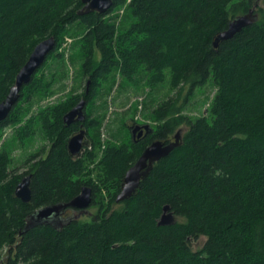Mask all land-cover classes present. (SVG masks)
<instances>
[{
  "label": "trees",
  "instance_id": "trees-1",
  "mask_svg": "<svg viewBox=\"0 0 264 264\" xmlns=\"http://www.w3.org/2000/svg\"><path fill=\"white\" fill-rule=\"evenodd\" d=\"M256 1L112 0L105 14L79 15L80 0H0V103L34 47L55 42L0 123V264H264V0ZM252 8L256 21L214 48ZM206 87L204 113L187 115ZM129 90L144 94L150 133L132 138L122 121L102 139L113 93ZM81 100L85 121L65 125ZM81 127L87 140L71 157L67 143ZM176 134L179 146L116 203L142 152ZM35 140L48 147L26 155L19 173L13 153ZM29 175L22 203L15 188ZM84 187L86 212L67 209L61 227L24 231L37 210ZM165 206L173 226L158 225Z\"/></svg>",
  "mask_w": 264,
  "mask_h": 264
},
{
  "label": "water",
  "instance_id": "water-1",
  "mask_svg": "<svg viewBox=\"0 0 264 264\" xmlns=\"http://www.w3.org/2000/svg\"><path fill=\"white\" fill-rule=\"evenodd\" d=\"M83 8L79 11V15L98 13L105 14L112 7V0H80ZM255 9L249 10L245 15L237 16L231 20L223 32L214 40L213 46L217 47L218 43L228 41L239 33L243 28L251 25L256 21L257 16L254 14ZM55 42L53 38L45 39L37 44L31 52L26 63L22 66L15 77L13 86L10 88L5 100L0 103V123L4 121L14 105L19 99V93L22 87L28 84L31 77L45 62L47 56L54 50ZM85 102L81 100L73 109L63 116V123L70 125L72 123H83L85 121L84 115ZM131 132L136 133L142 131L146 134L150 133L149 126H135L131 128ZM85 131L80 128L79 132L69 139L67 143V151L71 157L79 156L83 147L85 146ZM173 141L165 144L161 141H154L143 152L136 162L130 167L125 176L120 193L117 195L115 202L120 203L129 199L135 191L139 188L140 182L149 174L153 165L160 159L166 157L170 152L179 146V135L176 134ZM30 175L23 177L15 188V196L22 203H28L31 198L30 193ZM91 204V190L89 188H82L80 194L66 204H56L53 206L44 207L37 210L33 215L26 220L25 230L31 229L41 224L52 225L54 227H61L64 220L63 215L65 210H78L79 215L86 212ZM169 208L165 206L163 213L158 222L159 226H170L176 223L175 216L168 212Z\"/></svg>",
  "mask_w": 264,
  "mask_h": 264
},
{
  "label": "rangeland",
  "instance_id": "rangeland-1",
  "mask_svg": "<svg viewBox=\"0 0 264 264\" xmlns=\"http://www.w3.org/2000/svg\"><path fill=\"white\" fill-rule=\"evenodd\" d=\"M128 2V0H126ZM259 5L261 3V0H257L256 1ZM67 43L70 42V40L67 39L66 41ZM96 56L98 57L99 55L96 54ZM74 72L71 70H69V77H68V83H67V88L72 87L73 82H74ZM130 91V90H129ZM115 99L114 101H112L111 103H108V112L106 114V118H105V122L103 124V127L101 129L102 132V139L108 138V132L109 131H114L116 128L119 127V125H122V121L124 122V124L127 126V128L131 127H135V126H140V124H144L149 126L150 124V120L144 116V114L142 115V113L140 112V102L141 100L144 98L143 93H134L133 91H130L128 93H123V94H119L117 92V94L114 92L113 93ZM212 96V90L210 89V87H206L204 89V91L199 92L198 94H196L191 102L189 103V105L187 106V115L190 116H198L199 114H201L202 112L204 113L206 107H207V103H208V99L207 98H211ZM111 97V96H109ZM109 97L107 98V100L109 101ZM54 98V97H53ZM50 99V101H54V99ZM113 98V97H112ZM204 101H207V103H204ZM45 102H41L40 105H43ZM133 105H136V110L134 111L132 117H133V121H131V119H129L128 112H129V108L131 109V107ZM111 107V109L109 108ZM130 113V112H129ZM133 122H136L135 124ZM84 130V129H83ZM132 130V129H131ZM85 131V141L86 139V134L87 131ZM130 131V130H129ZM12 132L11 128H7L4 131V136L3 139L10 135ZM131 133V131L129 132ZM2 139V140H3ZM42 146H46V148L48 147V144L43 141V140H35L33 141V144L30 145V147L27 145L25 147L27 148H23V149H17L13 154L15 156L16 160H19L17 163L18 165H20V167L18 168V172L19 173H23L25 171L26 168H24L25 166H23V163L25 162V160L27 159L26 155H29L31 152L36 151L38 148L42 147ZM78 157V156H76ZM26 177V176H24ZM89 212L93 211V209H88ZM70 211H68L69 213ZM67 213V214H68ZM69 215V214H68Z\"/></svg>",
  "mask_w": 264,
  "mask_h": 264
},
{
  "label": "flooded vegetation",
  "instance_id": "flooded-vegetation-1",
  "mask_svg": "<svg viewBox=\"0 0 264 264\" xmlns=\"http://www.w3.org/2000/svg\"><path fill=\"white\" fill-rule=\"evenodd\" d=\"M130 131H131V129H130ZM137 133H138V134H137V135H138V136H137V140H139V138H140L142 135H144V136L147 135V134L145 135V133L142 132V131H137ZM131 135H132V138H134L136 134H135V133L132 134V132H131ZM73 136H74V135H73ZM73 136H72V137H73ZM72 137H71V138H72ZM67 213H68V211H65V212H64V215H67ZM64 215H63V218H64Z\"/></svg>",
  "mask_w": 264,
  "mask_h": 264
}]
</instances>
